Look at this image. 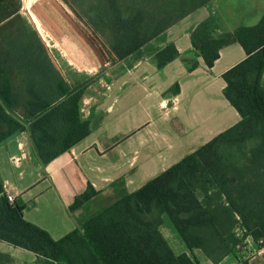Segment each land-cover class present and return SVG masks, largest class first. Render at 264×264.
<instances>
[{
    "label": "trees",
    "instance_id": "obj_1",
    "mask_svg": "<svg viewBox=\"0 0 264 264\" xmlns=\"http://www.w3.org/2000/svg\"><path fill=\"white\" fill-rule=\"evenodd\" d=\"M208 1L92 0L83 20L116 63ZM17 13L8 11L0 24L20 19ZM234 38L247 57L223 77L225 96L242 117L239 123L59 240L28 222L16 201L10 204L0 180V240L34 252L47 264H200L195 256L172 250L160 230L167 215L187 248L202 250L216 264L248 235L258 247L264 245V17L254 27L238 29ZM228 42L211 37L206 24L192 36L209 66ZM177 54L176 46L168 45L156 55L158 66ZM12 72L0 54V143L28 129L40 159L48 163L90 133L81 117L87 82L70 86L54 69L53 76L46 72L47 84L27 83L22 89ZM235 146L238 154L226 151ZM95 195L89 186L71 208Z\"/></svg>",
    "mask_w": 264,
    "mask_h": 264
},
{
    "label": "crops",
    "instance_id": "obj_2",
    "mask_svg": "<svg viewBox=\"0 0 264 264\" xmlns=\"http://www.w3.org/2000/svg\"><path fill=\"white\" fill-rule=\"evenodd\" d=\"M263 17L264 0H209L123 60L99 64L81 100L90 133L48 163L40 159L28 129L0 143V180L4 190L15 187L24 218L59 240L239 123L223 75L247 57L235 32ZM201 24L211 37L229 39L212 66L192 44ZM170 44L178 54L160 67L156 55ZM89 186L96 195L71 208ZM168 220L164 215L160 230L175 254L216 264L202 250L190 251ZM254 247L217 264H264V245ZM0 254L11 264L40 260L1 240Z\"/></svg>",
    "mask_w": 264,
    "mask_h": 264
},
{
    "label": "rangeland",
    "instance_id": "obj_3",
    "mask_svg": "<svg viewBox=\"0 0 264 264\" xmlns=\"http://www.w3.org/2000/svg\"><path fill=\"white\" fill-rule=\"evenodd\" d=\"M90 1L92 0H0V20L7 15L8 11L15 9L18 10L16 16L21 17L9 23L0 24V54L3 55L9 68L14 71L12 76L16 80V85L24 89L32 83L47 84L50 74L46 72L50 71L53 76L55 69L66 82L71 81L70 86L87 82V87L90 77L99 64H112L110 55L100 38L83 20ZM49 5L53 7L54 14L58 15L63 24V31L44 12V8H48ZM41 16L52 29L47 26ZM3 24L7 27L3 28ZM70 40L91 48L96 54L97 64L94 65L93 62L91 65L86 64L81 58L84 56L82 51L78 50ZM221 147L226 148V146ZM237 150L235 146L226 151L238 154ZM166 217L170 220L169 216L166 215ZM236 232L242 239L243 234L239 225ZM245 239L236 247V251L243 249L246 251ZM243 255L246 254L243 253ZM10 261L5 256L1 258L0 264H11ZM36 264H47V261L40 258Z\"/></svg>",
    "mask_w": 264,
    "mask_h": 264
},
{
    "label": "bare ground",
    "instance_id": "obj_4",
    "mask_svg": "<svg viewBox=\"0 0 264 264\" xmlns=\"http://www.w3.org/2000/svg\"><path fill=\"white\" fill-rule=\"evenodd\" d=\"M53 8V7H52ZM51 8V5L48 6V8H44V12L54 20V23L55 25H57V27L60 28L61 31L64 30V27H63V24L60 22L59 18H58V15H55L53 10ZM42 17V16H41ZM42 20L47 24V26L51 28V26L44 20V17H42ZM53 27V26H52ZM71 41V40H70ZM71 43H73L75 45V47L82 51L83 57H81L83 59V61L86 63V64H92V62L94 63V65L97 64L98 60H97V57H96V54L94 53L93 50H91V48L89 47H86L85 45H83L82 43L80 42H75L74 40L71 41ZM92 60V61H91ZM92 68V66H90Z\"/></svg>",
    "mask_w": 264,
    "mask_h": 264
},
{
    "label": "built area",
    "instance_id": "obj_5",
    "mask_svg": "<svg viewBox=\"0 0 264 264\" xmlns=\"http://www.w3.org/2000/svg\"><path fill=\"white\" fill-rule=\"evenodd\" d=\"M14 190H15L14 186H10L8 190H4L5 196H6L7 200L10 202V204H14L15 203V198L16 197H15ZM245 240H246V243H247L245 248L247 250L251 251L252 249L255 248L254 245L257 246V243L254 241V239L250 235H248Z\"/></svg>",
    "mask_w": 264,
    "mask_h": 264
}]
</instances>
